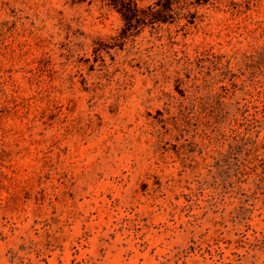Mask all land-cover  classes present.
Listing matches in <instances>:
<instances>
[{"label": "rangeland", "instance_id": "374dc122", "mask_svg": "<svg viewBox=\"0 0 264 264\" xmlns=\"http://www.w3.org/2000/svg\"><path fill=\"white\" fill-rule=\"evenodd\" d=\"M134 2L0 0V264H264V0Z\"/></svg>", "mask_w": 264, "mask_h": 264}, {"label": "trees", "instance_id": "16d2710c", "mask_svg": "<svg viewBox=\"0 0 264 264\" xmlns=\"http://www.w3.org/2000/svg\"><path fill=\"white\" fill-rule=\"evenodd\" d=\"M107 5L113 6L115 9H117L123 16H126L127 14L131 16L138 17L139 14V8L137 7L134 0H101ZM157 3H161V6L163 9H171L172 4L174 3V0H158ZM200 3V2H198ZM152 6H148V9L152 11ZM161 10V9H158ZM143 11V10H142ZM256 62L260 64L261 62H264V46L259 50L256 54Z\"/></svg>", "mask_w": 264, "mask_h": 264}]
</instances>
